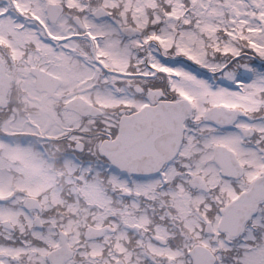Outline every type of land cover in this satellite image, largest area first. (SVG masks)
Returning <instances> with one entry per match:
<instances>
[{"label":"snow or ice","instance_id":"snow-or-ice-1","mask_svg":"<svg viewBox=\"0 0 264 264\" xmlns=\"http://www.w3.org/2000/svg\"><path fill=\"white\" fill-rule=\"evenodd\" d=\"M0 264H264V0H0Z\"/></svg>","mask_w":264,"mask_h":264}]
</instances>
